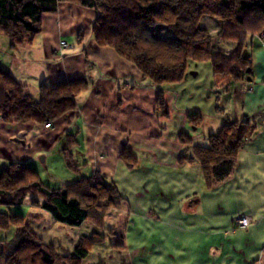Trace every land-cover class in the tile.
Masks as SVG:
<instances>
[{
    "label": "crops",
    "instance_id": "obj_1",
    "mask_svg": "<svg viewBox=\"0 0 264 264\" xmlns=\"http://www.w3.org/2000/svg\"><path fill=\"white\" fill-rule=\"evenodd\" d=\"M94 18L92 10L60 3L55 12L43 15L42 31L31 44L10 49L9 41L0 35V69L24 85L29 96L36 98L40 86L77 80L88 83L75 97L76 109L49 129L31 122L6 124L0 119V171L11 164H27L41 181L40 171L52 179L48 172L55 162L61 161L67 170L61 153L64 137L76 135L77 145L71 152L81 175L101 174L123 198L120 208L105 218V231L124 238L123 264H264V120L259 123L264 113L262 34L246 47L252 91L242 92L240 84H235L240 102L234 121L228 120L250 123L249 132L231 177L207 190L197 164L179 163L190 154L179 137L186 134L193 145L207 146L208 136L226 123L215 117L221 109L210 107L208 114L216 119L196 140L187 117L200 112L188 103L190 95L184 94L187 76L173 85L155 87L114 50L95 44L90 33ZM79 32L83 34L80 40ZM61 42L67 44L66 49L60 47ZM225 43L229 46L225 53L235 49L234 43ZM217 46L214 52H224ZM211 78L213 87H219ZM159 91L167 116L154 111ZM207 95L204 92L201 99L205 96L211 103ZM236 136L231 137V144ZM125 148L137 161L133 170L121 160ZM32 213L43 217L35 228L29 226L35 236L64 251L67 236H55V231L62 230L59 224L43 211ZM237 215L249 216L251 226L236 229ZM63 231L72 236L66 253L80 236Z\"/></svg>",
    "mask_w": 264,
    "mask_h": 264
},
{
    "label": "trees",
    "instance_id": "obj_2",
    "mask_svg": "<svg viewBox=\"0 0 264 264\" xmlns=\"http://www.w3.org/2000/svg\"><path fill=\"white\" fill-rule=\"evenodd\" d=\"M60 3L92 10L95 18L90 33L95 44L114 50L154 86L181 82L190 63H206L215 83L229 90L241 77L250 76L246 47L264 34V0H0V35L9 41L10 49L31 44L42 31L43 15L55 12ZM204 16L221 23L218 38L234 43L233 52L213 53L211 37L198 25ZM157 26L166 28L169 35L154 36ZM82 36L79 32L77 39ZM25 88L0 69L3 123L52 125L76 109L75 97L88 88V83L77 80L52 87L40 86L36 98L29 96ZM154 111L167 116L162 91L157 94ZM187 119L193 131L201 124L198 115ZM249 126L248 122L228 121L215 135L208 136L207 146L193 145L188 135H180L190 154L181 157L179 163L197 164L205 188L211 190L233 174ZM76 145V135L67 134L61 153L67 171L78 175L77 180L52 189L42 183L29 165L11 164L0 171V206H19L29 199L31 206L49 214L59 225L79 228L88 223L98 232L79 237L70 252L59 255L29 227V223L42 220L40 214L30 213L25 219L0 212V232L13 233L11 240H0L1 246L10 247L1 264H82L92 249L104 242L101 232L105 218L120 208L123 198L101 174L81 175V166L75 163L71 152ZM120 157L128 170L135 168L137 161L126 148ZM111 236L115 238L113 246L123 250L124 238Z\"/></svg>",
    "mask_w": 264,
    "mask_h": 264
},
{
    "label": "rangeland",
    "instance_id": "obj_3",
    "mask_svg": "<svg viewBox=\"0 0 264 264\" xmlns=\"http://www.w3.org/2000/svg\"><path fill=\"white\" fill-rule=\"evenodd\" d=\"M208 19H211L212 22H210V20L208 21ZM200 23L198 24L200 28L205 29L209 36L211 37L212 40V51L215 54H229L233 51H230L228 53L226 52V49L229 48V46H226L227 41H223L221 39L218 38V33L221 29V23L216 20L213 17L210 16H204L202 17L200 20ZM206 21V22H205ZM205 23V28H203ZM169 31L161 26H157L154 30H153V35L156 37H164L166 33H168ZM261 39L264 40V35H261ZM69 42H71L69 40ZM72 43V42H71ZM213 43H214V47H213ZM219 43V44H218ZM229 43V42H228ZM232 43V42H230ZM66 44V43H65ZM221 46V49L224 52H214V48H216L215 50H218V46ZM229 45V44H228ZM235 45V44H234ZM67 46V44H66ZM220 49V50H221ZM248 62L250 63V61L248 60ZM194 66V69H192L191 67ZM187 79L185 81V87L186 91L184 92V94L190 95L189 99L187 100L189 104L194 105L195 108H199L198 111L200 113H194L191 112L190 115H197L202 117V122L200 124V126L195 130L196 133V140L200 139L201 135L209 129V127L212 125L211 123H213V121H215L216 118H212L211 117V113L208 114L210 107L212 106H219V108L221 109L220 114L215 115V117L217 116L219 119H221L224 122L229 121H234L233 118V112L235 111V106H237V103L240 102L239 98L237 97V95L235 94V85L231 86L228 89L226 88H221L220 86L217 87L216 85H214L213 87V83H212V78H211V70L210 67L208 66V64L206 63H190L188 65V69H187V73H186ZM242 78V77H241ZM246 82L250 83V77H246ZM242 80V79H241ZM239 82L240 84V90H242V86H241V81ZM211 81V84H209ZM186 85H188L186 87ZM251 89H252V84L250 83ZM156 87V86H155ZM212 87V90H211ZM208 89V90H207ZM252 91V90H251ZM248 91V92H251ZM208 93V97H210L211 99V103H207L205 96L204 98L202 97L201 99V95L203 93ZM242 92H245L242 90ZM246 92V93H248ZM215 103V104H214ZM201 114V115H200ZM189 115V116H190ZM217 118V119H218ZM44 128V126H43ZM192 129V128H191ZM62 163L60 162H55V166L52 170H50L48 172V174L51 176L52 179H50V177L48 178L46 176V172L44 171H40V175L42 178V181L44 183V185H46L49 188L55 189V188H60L63 184H69L72 183L74 180H77L79 178L78 175L72 174L69 171L65 170L62 167ZM84 174V173H83ZM31 200L27 199V201L25 202V204L23 205H19V206H13V207H2L0 206V212H4V213H9L11 215H21L23 216L25 219L28 218L29 214L32 212H36V208L31 206ZM109 215V214H108ZM43 220V217H42ZM41 221H33L31 223H29V226L31 228H35L36 223L42 222ZM35 222V223H34ZM48 227L50 228V226L48 225ZM59 227L62 230H58L55 231L57 232V234L55 233L56 237H66V244H64V246L62 247L63 250L65 251V249L69 248V241L70 238L72 236H70V233H67L63 230L66 231H71L73 233V235L75 236H85V235H91L97 231V228H95L93 225L86 223L84 226L80 227L79 229L76 228H68L64 225H59ZM110 234V235H108ZM112 232H108L105 231V222H104V227H103V231L101 232V235L104 239V242L101 245H97L98 247H96L94 250L92 249V252L89 254V256L82 262V264H123L125 262L126 259V254L124 249L121 250L119 249L120 246L114 247V243H115V239L114 236H111ZM72 235V234H71ZM13 236L12 231H10L9 233H4V232H0V240H11ZM121 237V236H118ZM74 239V238H73ZM73 247V246H72ZM10 249L9 246H1L0 243V264L2 263V261L5 258L6 255V250ZM1 250H3V254H1ZM72 250V248H71ZM70 250V251H71ZM59 255H65L70 251H66V253L62 250H55Z\"/></svg>",
    "mask_w": 264,
    "mask_h": 264
},
{
    "label": "built area",
    "instance_id": "obj_4",
    "mask_svg": "<svg viewBox=\"0 0 264 264\" xmlns=\"http://www.w3.org/2000/svg\"><path fill=\"white\" fill-rule=\"evenodd\" d=\"M262 35H264V34H262ZM60 47L63 49L67 48V46L64 42L60 43ZM241 79H242L241 80L242 81L241 82L242 90L245 92L251 91L252 89H251L250 83L246 82L245 76H243ZM50 127H51L50 123L44 125L45 129H49ZM251 224H252V220L247 215H237L233 220V226L236 229H247L248 227L251 226Z\"/></svg>",
    "mask_w": 264,
    "mask_h": 264
},
{
    "label": "water",
    "instance_id": "obj_5",
    "mask_svg": "<svg viewBox=\"0 0 264 264\" xmlns=\"http://www.w3.org/2000/svg\"><path fill=\"white\" fill-rule=\"evenodd\" d=\"M263 120H264V113L260 115L259 123H262Z\"/></svg>",
    "mask_w": 264,
    "mask_h": 264
}]
</instances>
